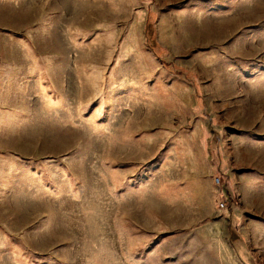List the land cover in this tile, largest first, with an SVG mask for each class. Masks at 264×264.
<instances>
[{
  "label": "rangeland",
  "instance_id": "1",
  "mask_svg": "<svg viewBox=\"0 0 264 264\" xmlns=\"http://www.w3.org/2000/svg\"><path fill=\"white\" fill-rule=\"evenodd\" d=\"M0 264H264V0H0Z\"/></svg>",
  "mask_w": 264,
  "mask_h": 264
},
{
  "label": "built area",
  "instance_id": "2",
  "mask_svg": "<svg viewBox=\"0 0 264 264\" xmlns=\"http://www.w3.org/2000/svg\"><path fill=\"white\" fill-rule=\"evenodd\" d=\"M217 183H218V184H222V183H223V179H222L220 176L217 177ZM228 205H229V201H228L227 197L225 196V197H223V198L221 199L220 207H221V208H225V207H227Z\"/></svg>",
  "mask_w": 264,
  "mask_h": 264
}]
</instances>
